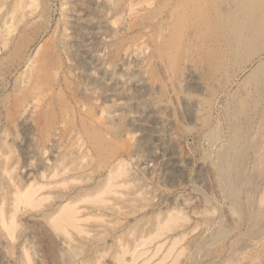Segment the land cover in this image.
<instances>
[{"label": "rangeland", "instance_id": "1", "mask_svg": "<svg viewBox=\"0 0 264 264\" xmlns=\"http://www.w3.org/2000/svg\"><path fill=\"white\" fill-rule=\"evenodd\" d=\"M137 244L264 264V0H0V264Z\"/></svg>", "mask_w": 264, "mask_h": 264}, {"label": "bare ground", "instance_id": "2", "mask_svg": "<svg viewBox=\"0 0 264 264\" xmlns=\"http://www.w3.org/2000/svg\"><path fill=\"white\" fill-rule=\"evenodd\" d=\"M30 1H31V0H30ZM257 2H258V1H257ZM32 3H33V1H32ZM27 4L29 5V4H31V2L28 3V1H27ZM27 4H25V5H27ZM256 5H257V4H256ZM27 8H28V7H27ZM215 8H216V6H215ZM29 11H30V10H29ZM233 17H234V16H233ZM223 20H224V19H223ZM253 29H254V28H253ZM258 30H260V29H258ZM252 31H253V30H252ZM236 32H237V31H236ZM258 33H259V31H258ZM246 40H247V38H246ZM239 139H240V138H239ZM236 142H238V141L236 140ZM236 142H235V145L237 144ZM237 147H238V146H237ZM121 165H122V164H121ZM111 168H112V167H111ZM113 168H114V167H113ZM112 173H113V172H112ZM55 175H56V174H55ZM112 176H113V175H112ZM118 185H119V184H118ZM124 186H125V185H124ZM262 198H263V197H262ZM63 215H64V214H63ZM65 217H66V216H65ZM62 218H63V217H62ZM67 219H68V218H67ZM67 219H66V220H67ZM65 223H66V222H65ZM8 227H9V226H8ZM11 227H12V226H11ZM142 240H143V239H142ZM152 240H153V239H152ZM148 241H149V240H148ZM138 242H139V241H138ZM150 242H151V241H150ZM140 243H141V242H140ZM147 243H149V242H147ZM134 244H136V243H134ZM164 244H165V243H164ZM145 245H146V244H145ZM160 245H161V244H160ZM141 247H142V245H138V244H137V247H136V245H135V248H136V254H137V256H138V257H137L138 259L135 260L136 262H135V261H134V262L132 261L133 264H134V263H137V262L139 261V259H140L139 257H142V255H144V254L146 253V251H144L145 253L142 254V252L140 251V248H141ZM161 247H162V245H161ZM162 248H163V247H162ZM158 249H159V248H158ZM159 250H160V249H159ZM167 250H168V249H167ZM124 251H125V250H124ZM126 254H127V253H126ZM116 255H117V254H116ZM131 255H133V254H131ZM152 255H153V254H152ZM132 257H133V256H132ZM134 258H135V257H134ZM150 258H151V256H150ZM137 260H138V261H137ZM147 262H148V260H147ZM143 263H144V262H143ZM145 263H146V261H145ZM130 264H131V263H130ZM154 264H155V263H154Z\"/></svg>", "mask_w": 264, "mask_h": 264}]
</instances>
